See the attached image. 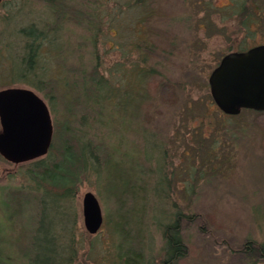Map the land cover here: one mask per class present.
I'll return each instance as SVG.
<instances>
[{
  "label": "rangeland",
  "instance_id": "1",
  "mask_svg": "<svg viewBox=\"0 0 264 264\" xmlns=\"http://www.w3.org/2000/svg\"><path fill=\"white\" fill-rule=\"evenodd\" d=\"M227 2L0 0V88H33L49 107L53 130L54 120L67 116L75 131L82 126L93 144L107 148L103 163L93 162L66 198L73 204L49 199L27 173L30 160L0 158V248L7 264H26L21 248L42 264H124L125 249L135 250L142 264L158 263L165 224L176 210L193 217L181 224L187 252L174 264H264V253L244 247L264 242L262 133L244 110L228 118L238 128L228 134L207 80L227 45L263 43L264 30L238 29L221 9ZM29 24L47 33L35 71L45 83H57L51 91L6 83L23 50L20 28ZM144 40L154 48L142 62L136 43ZM95 63L121 92L104 100L100 122L92 112L82 124L83 108L69 114L65 103L83 96L63 84L80 80L76 74ZM140 65L146 101L140 100ZM16 187L49 200L9 221L4 205ZM86 191L95 194L103 216L95 233L83 221Z\"/></svg>",
  "mask_w": 264,
  "mask_h": 264
},
{
  "label": "trees",
  "instance_id": "2",
  "mask_svg": "<svg viewBox=\"0 0 264 264\" xmlns=\"http://www.w3.org/2000/svg\"><path fill=\"white\" fill-rule=\"evenodd\" d=\"M146 1L147 0H132L133 4H145ZM221 9L228 12V17H233V20H235L240 26L238 29L251 31L252 26L256 24L257 30H264V0H228L226 4L221 6ZM20 32L25 37V39H23V50L19 59L17 61L14 60V66L11 68L9 80L6 83H16L14 81H18L33 86L41 91L47 86L48 91H51L57 83L53 84L52 81H47L45 83V80L35 71V67L40 59V46L47 36V33L45 34L46 30L41 27L38 28L35 24H29L28 26L21 27ZM230 44H233V47L230 48L227 45L226 50L228 51L245 49L244 45L236 44L234 42ZM136 47L140 49V61L142 62L147 61L151 56L150 52L154 48L153 44L147 40L137 42ZM96 63L93 65L89 73L83 68L80 74H76L80 75V80H77L76 78H67L63 84L64 88H67V91H79L78 93L83 96L82 100L75 97L65 103V109L69 114L73 113L72 111L76 107L83 108L84 111L80 117V122L82 124L86 122L88 115L92 112L96 113V117H99L97 121L100 122L101 114H104L105 110L104 100L114 98L121 92V90L114 86L107 77L98 72V64ZM150 69L151 68L147 67L148 72ZM140 70L141 72L137 73L138 76L143 73V67L141 65ZM15 75L17 78H15ZM139 78L142 81L140 86L142 90L140 93V100L146 101V95L143 92L145 79L143 78V75L141 77L139 76ZM126 89L127 87L124 88V90ZM48 91L44 92V94L49 93ZM209 98L211 100V95ZM89 107H92V111H90ZM244 110L251 115L253 126L258 128L262 133V142L264 143V117L259 118L260 115H264V110L245 108L240 112ZM219 113L224 115V119L228 120L227 125H223L225 131H228V134L230 135L235 134V131H237L238 128L233 126L237 125V123L232 120L230 121L228 118H234L240 113L231 115L225 114L220 110ZM87 133L88 132L84 130L82 126L81 130L75 131V129L71 127L67 116H64L63 120L60 122L54 120L52 142L47 153L29 161L33 165L27 167V173L37 182L38 186H41L44 191L51 196L49 199H55L58 201L57 204L60 203L59 201H68L73 204L72 201H69L66 198L71 197L70 195L75 190L80 176L85 174L88 170H93V167H91L93 162H98V164H100L103 163V160L105 159L104 153L107 148L102 143L93 144L91 138L87 136ZM1 157L2 156H0V158ZM7 196L6 205H4L7 211L4 212L9 221L16 220L18 215L21 213L22 215L24 214L25 210L31 208L36 209L38 206H41V204L46 203L47 200H49L41 195L37 196L34 193H30L26 189L24 190L19 187L11 189ZM30 217L32 218L31 214ZM192 217L193 214H187V212L180 210L173 212L172 217L165 224L163 230L165 238V254L160 262H153L151 264H174L177 260L186 255L187 245L181 235V224L184 220H190ZM74 220L75 214H72L68 234ZM2 223L5 224L3 221ZM30 240L31 242L32 240H36V235H33ZM244 247H246V249L256 247L260 251V254L263 255L264 253V242L256 244L249 240L245 242ZM20 251L26 260V264H42L41 262H38L37 255H31L29 250H23V248H21ZM137 254L138 253L133 249H125L123 253H121L124 257V264H142L143 261L138 258ZM0 264H7L2 256L1 248Z\"/></svg>",
  "mask_w": 264,
  "mask_h": 264
},
{
  "label": "water",
  "instance_id": "3",
  "mask_svg": "<svg viewBox=\"0 0 264 264\" xmlns=\"http://www.w3.org/2000/svg\"><path fill=\"white\" fill-rule=\"evenodd\" d=\"M207 80L213 101L225 114L264 110V42L224 53ZM52 136L53 122L42 96L26 86L0 88V156L12 163L41 157ZM82 212L86 230L95 233L103 216L91 191L83 195Z\"/></svg>",
  "mask_w": 264,
  "mask_h": 264
}]
</instances>
